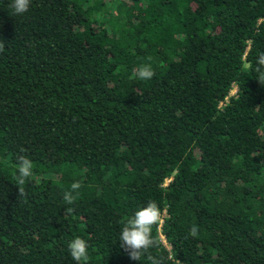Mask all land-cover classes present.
<instances>
[{
    "label": "trees",
    "instance_id": "16d2710c",
    "mask_svg": "<svg viewBox=\"0 0 264 264\" xmlns=\"http://www.w3.org/2000/svg\"><path fill=\"white\" fill-rule=\"evenodd\" d=\"M10 3L0 264H76L75 237L87 264H138L118 238L150 200L162 219L139 264H264V0H30L22 15ZM145 64L150 80L135 75Z\"/></svg>",
    "mask_w": 264,
    "mask_h": 264
},
{
    "label": "clouds",
    "instance_id": "9594fccd",
    "mask_svg": "<svg viewBox=\"0 0 264 264\" xmlns=\"http://www.w3.org/2000/svg\"><path fill=\"white\" fill-rule=\"evenodd\" d=\"M10 8L13 11V15H22L26 13L30 6V0H11ZM4 50V44L0 41V52ZM259 66H264V53L260 54L258 60ZM260 70L259 67L257 69ZM136 77L141 80H150L154 71L150 64L141 65L135 73ZM261 81H264V74L261 75ZM23 151V150H22ZM33 164L30 159L24 155L17 157L15 166V172L13 173L18 184L23 185L28 178L31 177ZM81 184L79 181L73 182L71 189L63 193V199L68 204L74 203L76 196L74 192H78ZM20 195H24V191L21 188L19 190ZM162 213L157 203L153 200L147 202V204L138 210H136L130 217L122 222V228L118 241L129 256V259L137 261L141 260L142 255L148 253V249L155 245V240L152 236L153 226L161 222ZM198 229L193 226L189 230V235L192 237L197 236ZM69 255L76 262V264H87L88 262V245L87 242L80 238L75 237L67 245ZM148 259L152 261V264H159V262L148 256Z\"/></svg>",
    "mask_w": 264,
    "mask_h": 264
},
{
    "label": "rangeland",
    "instance_id": "374dc122",
    "mask_svg": "<svg viewBox=\"0 0 264 264\" xmlns=\"http://www.w3.org/2000/svg\"><path fill=\"white\" fill-rule=\"evenodd\" d=\"M233 94H234V92H233V90H231L230 95H233Z\"/></svg>",
    "mask_w": 264,
    "mask_h": 264
},
{
    "label": "built area",
    "instance_id": "2783aa9c",
    "mask_svg": "<svg viewBox=\"0 0 264 264\" xmlns=\"http://www.w3.org/2000/svg\"><path fill=\"white\" fill-rule=\"evenodd\" d=\"M232 90H233V92H234V88H233ZM225 101H226V100H224V102H225ZM224 102H223V103H224ZM221 105H222V104H220V106H221Z\"/></svg>",
    "mask_w": 264,
    "mask_h": 264
}]
</instances>
